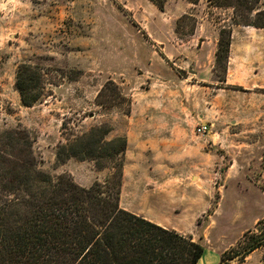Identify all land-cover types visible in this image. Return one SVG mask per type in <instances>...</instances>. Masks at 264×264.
I'll return each instance as SVG.
<instances>
[{
  "label": "rangeland",
  "instance_id": "rangeland-1",
  "mask_svg": "<svg viewBox=\"0 0 264 264\" xmlns=\"http://www.w3.org/2000/svg\"><path fill=\"white\" fill-rule=\"evenodd\" d=\"M235 18L209 0H0V131L26 129L45 172L86 188L113 165L62 162L60 146L97 127L127 137L121 207L125 189L128 207L164 215L222 259L264 220V29ZM22 63L44 76L32 107L16 87ZM244 263L264 264V248Z\"/></svg>",
  "mask_w": 264,
  "mask_h": 264
},
{
  "label": "trees",
  "instance_id": "trees-1",
  "mask_svg": "<svg viewBox=\"0 0 264 264\" xmlns=\"http://www.w3.org/2000/svg\"><path fill=\"white\" fill-rule=\"evenodd\" d=\"M209 2L233 8L234 25L264 29V10L257 9L261 0ZM224 33L219 63L230 56L232 29ZM43 77L39 67L20 65L16 87L26 107L45 97ZM113 85L107 83L100 97ZM109 133L93 128L60 146L62 162L76 158L113 165V177L86 188L71 177L55 180L45 172L26 129L0 131V264H198L205 252L203 239L195 241L121 207L128 140L107 141ZM261 248L264 220L222 256L221 264L244 263Z\"/></svg>",
  "mask_w": 264,
  "mask_h": 264
},
{
  "label": "crops",
  "instance_id": "crops-1",
  "mask_svg": "<svg viewBox=\"0 0 264 264\" xmlns=\"http://www.w3.org/2000/svg\"><path fill=\"white\" fill-rule=\"evenodd\" d=\"M247 29L249 28H252V27H246ZM235 37V32H234V36L233 38ZM154 127H157V126H154ZM131 139L129 138V148L131 147ZM143 144H147L146 142H143ZM129 153L130 151H128V157H129ZM129 161V159H128ZM129 171V166H126V174H125V179L127 180V173ZM125 195V189L123 190L122 192V200H121V203H122V208L131 212V213H134L136 215H139V216H143L145 217L146 219L152 221L153 223H156L166 229H168L165 225H163L165 222H167V220H165V216L161 215V214H155L154 213H150L148 211V207H128L126 205V200L124 199V196ZM175 207L174 206H170V205H166V206H163V211H168L169 213V216L171 217L172 216V210L174 209ZM226 250V249H225ZM224 252V251H222ZM222 252L218 251L217 249L215 248H212V247H207L205 248V252H204V255L202 256V258L199 260L198 264H221V255H222ZM230 264H239L237 262H234V263H230ZM244 264H247V263H244Z\"/></svg>",
  "mask_w": 264,
  "mask_h": 264
},
{
  "label": "built area",
  "instance_id": "built-area-1",
  "mask_svg": "<svg viewBox=\"0 0 264 264\" xmlns=\"http://www.w3.org/2000/svg\"><path fill=\"white\" fill-rule=\"evenodd\" d=\"M211 130V126L207 124H200L197 128V134L204 136Z\"/></svg>",
  "mask_w": 264,
  "mask_h": 264
}]
</instances>
